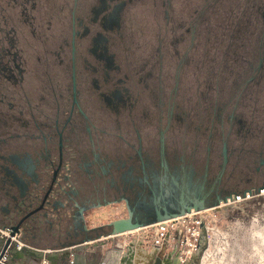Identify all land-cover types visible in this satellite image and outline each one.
<instances>
[{
	"label": "flooded vegetation",
	"instance_id": "1",
	"mask_svg": "<svg viewBox=\"0 0 264 264\" xmlns=\"http://www.w3.org/2000/svg\"><path fill=\"white\" fill-rule=\"evenodd\" d=\"M140 2L0 0V228L12 229L0 264L18 257L12 237L21 229L41 249L80 243L78 203L129 198L137 207L158 195L179 198L174 212L264 186V129L245 110L264 83V5L257 60L209 80L192 104L179 98V77L168 93L155 63L130 59L127 20ZM38 69L52 83L39 105Z\"/></svg>",
	"mask_w": 264,
	"mask_h": 264
},
{
	"label": "rangeland",
	"instance_id": "2",
	"mask_svg": "<svg viewBox=\"0 0 264 264\" xmlns=\"http://www.w3.org/2000/svg\"><path fill=\"white\" fill-rule=\"evenodd\" d=\"M260 5H264V0H145L129 11V57L137 63L145 60L155 63L154 71L161 73L168 93L179 77V98H191V103L195 104L209 80L215 81L231 72H243L248 67L247 60H257L263 29ZM29 39L30 34L21 44L27 57L33 56L30 52L34 51V42ZM37 50L43 51L42 44H37ZM28 60L29 66L34 67V57ZM47 79L43 69H38V82L31 86L34 103H41L40 97L48 95L45 87L50 90L52 83ZM53 79L55 87L62 89L60 76L54 75ZM252 88L255 93L245 110L248 117L256 118L264 129V83ZM47 99L45 96L44 100ZM108 127L113 128L111 124ZM85 213L88 225L94 227L110 218L127 216L124 201L92 207ZM202 222L206 223L210 233L202 264H264V186L244 194L237 193L218 206L187 213L180 264L198 251ZM162 225L157 222L145 230L149 235L161 237L165 231ZM140 233L134 231L126 237L135 240ZM119 238L104 239L109 245H104L108 252L103 264L118 263V253L111 251L117 247ZM99 243L87 246L97 249ZM27 256L21 263L39 264L40 260ZM57 263L62 264L61 261Z\"/></svg>",
	"mask_w": 264,
	"mask_h": 264
},
{
	"label": "water",
	"instance_id": "3",
	"mask_svg": "<svg viewBox=\"0 0 264 264\" xmlns=\"http://www.w3.org/2000/svg\"><path fill=\"white\" fill-rule=\"evenodd\" d=\"M178 200L179 198H161L158 195H155L154 198H151L149 203H146L145 205L138 204L137 207L130 203L129 198H120L113 201H106V203L99 202L91 205L78 203V209L74 214V218L77 219L78 226L81 228V230L86 233V236L83 240H81V242L88 243L102 236L118 235L127 231H132L144 226L155 224L157 222H164L168 219L186 215L192 210L200 211L210 207H215L218 206L222 201H226L227 198H219L212 204H205L204 201H200L198 198H196V200L190 199V204H186L181 210L170 212V209H178L180 202ZM123 201L125 202L128 211L126 217L112 220L97 227H88L84 215L86 210L112 202ZM201 228L202 233L198 244V251L190 258L186 259L183 264H202V256L204 251L209 246V235L208 227L205 222H202ZM16 229L17 228L15 227L14 230L16 231ZM98 231L101 232L97 233V235H94V233ZM176 238H180V234L177 233ZM165 246L166 243H163L162 245L155 244L151 251H146L139 245L131 242L126 246V250L123 252L119 264H180L179 257L181 255V250H175L165 254ZM68 253L69 252H66V254ZM34 254H36V252H34ZM58 256V254H54L55 260L53 261L55 263H57Z\"/></svg>",
	"mask_w": 264,
	"mask_h": 264
},
{
	"label": "built area",
	"instance_id": "4",
	"mask_svg": "<svg viewBox=\"0 0 264 264\" xmlns=\"http://www.w3.org/2000/svg\"><path fill=\"white\" fill-rule=\"evenodd\" d=\"M45 210H47L49 212V216H53L55 218H57L58 215V211L53 209V208H49L48 206H46ZM67 215H70L69 212L66 213ZM41 215L39 213H37L35 215V220H42V218L40 217ZM181 217H185V215L177 217V218H173L174 222L178 225H175L174 223H168L169 221H173V220H166L164 222H161L162 228L165 229L164 232H162L161 237H156L154 235H149V232H147L145 230V228L147 226L135 229V230H141V233L137 235V237L135 238V241H143L146 242L148 244L155 245V244H159L162 245L163 243H165L166 241H169L171 239V236L176 238L177 233L180 234V238H178V240H181L182 243L185 244L184 239H185V225H184V220L180 221L179 218ZM87 222V220H86ZM157 223L155 224H151V226H155ZM149 226V225H148ZM143 228V229H142ZM11 231L12 229L10 227L7 228H0V241L2 242V244H0V249L4 246V244L6 243V241L9 239L10 235H11ZM23 229H21V231L19 233H17L15 236L12 237V240H14L13 244L15 245V249L13 250V253H11V255H15L18 254V257L16 258L15 261H7L4 262L2 261L3 264H16V262H18L20 264V262L22 261V258H24L25 253H24V249L27 248L30 251H34L36 253H41V257L39 258V264H47L48 262H53L54 264H58L55 263L53 260H55L54 258V254H58L59 256L62 255L64 251H66L69 247L65 248V249H41L38 248L36 246H33L29 243H27L24 239H23ZM134 231V230H132ZM187 243V240H186ZM181 254H184V250L181 251ZM58 256V258H59ZM5 258H3L4 260ZM58 262V261H57Z\"/></svg>",
	"mask_w": 264,
	"mask_h": 264
},
{
	"label": "crops",
	"instance_id": "5",
	"mask_svg": "<svg viewBox=\"0 0 264 264\" xmlns=\"http://www.w3.org/2000/svg\"><path fill=\"white\" fill-rule=\"evenodd\" d=\"M111 220L112 219L110 218V220L102 223V225L110 222ZM179 220L183 221L184 217L179 218ZM168 223H174L175 225H178L174 222V220L171 222L169 221ZM88 227L91 228L94 226L88 225ZM134 231H141V230H134ZM134 231H127V232H124V233L118 234V235L102 236V237L95 239V240L88 242V243L80 242L77 244H72V245L68 246L69 248L66 251H64V252H69V253L65 254V255L64 254L60 255L57 261L58 262L61 261L62 264L63 263L64 264H103L104 258L107 256V252H108V249L105 248L106 246H104V245L105 244L109 245V241L107 242L104 239H110V237H120L117 247L115 248V250L111 251V252H117L118 253V256H117L118 263L117 264H119L120 258L122 256L123 252L126 250V246L128 244H130L131 242H134L136 245H139L140 247H142L146 251H151L153 249L154 245L151 246L150 244H148L146 242L135 241L132 239H128V237H126V235H128V233H131ZM208 235L210 238L209 228H208ZM91 243H99V244H96V246H98V248L97 249L96 248L95 249L88 248L87 245L91 244ZM165 243H166V246L164 249L165 254H167L169 252H173L175 250H181L182 251L184 249L183 248L184 243H182L181 240H178L177 238H174L172 236H171V239L169 241H166ZM25 259H27V256H24V258H22V261L24 262Z\"/></svg>",
	"mask_w": 264,
	"mask_h": 264
}]
</instances>
